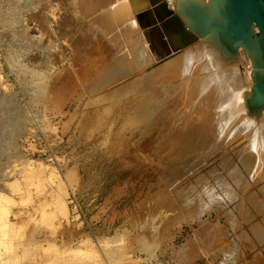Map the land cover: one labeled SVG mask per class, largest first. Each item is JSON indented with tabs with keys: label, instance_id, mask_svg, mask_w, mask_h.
I'll list each match as a JSON object with an SVG mask.
<instances>
[{
	"label": "rangeland",
	"instance_id": "374dc122",
	"mask_svg": "<svg viewBox=\"0 0 264 264\" xmlns=\"http://www.w3.org/2000/svg\"><path fill=\"white\" fill-rule=\"evenodd\" d=\"M73 3L0 0L1 259L7 264H263L261 252L247 254L252 246L242 235L235 245L227 243L231 219L218 215L214 203L190 208L181 200L180 183L166 182L162 172L160 177L159 140L147 143L151 133L145 134V123L124 122L135 114L131 99L116 107L96 99L94 78L105 64L99 50L113 48V54L118 47ZM171 106L173 112L180 108ZM69 194L87 222L77 217ZM246 208L237 209L239 222ZM207 217L214 228H225L223 245L197 235Z\"/></svg>",
	"mask_w": 264,
	"mask_h": 264
},
{
	"label": "bare ground",
	"instance_id": "6f19581e",
	"mask_svg": "<svg viewBox=\"0 0 264 264\" xmlns=\"http://www.w3.org/2000/svg\"><path fill=\"white\" fill-rule=\"evenodd\" d=\"M198 1L208 3L209 0ZM73 2L74 7L80 4L82 15L91 17V24H97L102 29L103 32L100 29L98 33H104L109 44L111 40L112 45L118 47L115 53L113 48L104 47L99 50V56L104 58L105 64L102 62L104 65L94 78L92 93L98 95L99 91L96 99L107 103L109 101V105L113 103L114 106L121 104L122 100L131 99L132 110L140 114V117L129 113L124 122L132 125L145 123V134L151 133L147 143L153 144L159 140L160 145L155 146L162 150L164 160H159L160 165H156L159 170L157 173L162 172L166 182L171 180L176 181L177 185L180 183L181 200L190 208L197 209L206 200L214 203L213 209L218 215L225 214L231 219V237L227 243L231 241L235 245L242 235L252 246L248 248L247 254L251 256L253 252H261L264 264V109L257 116L247 106L246 97L252 94L254 84L251 76L254 67H251L249 55L242 49H239L236 58L234 55L223 54L218 46L188 28L180 12L168 7V0ZM111 49L113 54L109 52ZM108 56L115 59L111 60ZM50 66L47 65L49 69ZM39 83L44 84L43 81ZM167 99H174L170 104L180 107L179 110L173 112L170 104H160ZM3 135L0 129V142ZM34 170L31 166L30 173ZM245 206L248 208L241 214L247 216V219L243 220L242 215L239 222L235 213L238 208ZM220 209H223L222 212ZM241 214L239 212V216ZM212 215L209 211L208 216ZM238 223L240 232L234 226ZM217 225L214 228V223L209 222L207 217L199 222L196 233L212 242L222 241L223 245L225 241L221 237L225 228ZM188 247L182 251L185 252ZM1 258L0 263L7 264L6 257L5 262Z\"/></svg>",
	"mask_w": 264,
	"mask_h": 264
},
{
	"label": "water",
	"instance_id": "95a60500",
	"mask_svg": "<svg viewBox=\"0 0 264 264\" xmlns=\"http://www.w3.org/2000/svg\"><path fill=\"white\" fill-rule=\"evenodd\" d=\"M168 7L179 11L188 28L223 54L236 58L242 49L249 55L254 84L246 101L258 116L264 109V0H168Z\"/></svg>",
	"mask_w": 264,
	"mask_h": 264
},
{
	"label": "built area",
	"instance_id": "2783aa9c",
	"mask_svg": "<svg viewBox=\"0 0 264 264\" xmlns=\"http://www.w3.org/2000/svg\"><path fill=\"white\" fill-rule=\"evenodd\" d=\"M54 158L55 157H53V159ZM53 159H51V160H53ZM68 198L70 200L69 203L73 204V207L76 209L77 217L81 218L82 222H84V221L87 222L86 218H85V215H84V211L82 209V206L79 203V201L77 200V198L75 197V195L74 194H72V195L69 194Z\"/></svg>",
	"mask_w": 264,
	"mask_h": 264
}]
</instances>
